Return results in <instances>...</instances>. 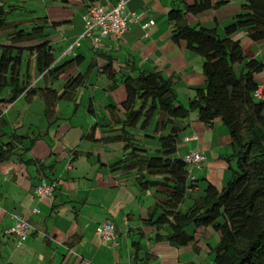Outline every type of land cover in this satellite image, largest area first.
<instances>
[{"label":"crops","instance_id":"crops-1","mask_svg":"<svg viewBox=\"0 0 264 264\" xmlns=\"http://www.w3.org/2000/svg\"><path fill=\"white\" fill-rule=\"evenodd\" d=\"M116 1L96 0V3L110 7ZM173 1L176 4L174 6H182V0H129V11L135 12L139 18H131L129 30L120 39L114 36L105 38L98 53L112 56L114 68L118 72L121 70L120 65L123 68L120 73L134 68L140 71H161L164 76L173 80L181 102L188 105L194 91L206 86L203 58L173 40L169 21ZM193 1L186 0L188 3ZM212 1L214 7L207 12L188 13L186 23L217 28L223 34L224 28L239 12L247 11L243 8L246 3L244 0ZM24 2L26 1L10 5H21L26 10ZM49 2L59 5L58 0ZM1 4L7 6L5 3ZM89 4L88 0H68L64 6L54 7L68 8L69 13L64 17L49 14L44 16L41 12L29 10L35 11L36 15L29 21L27 19L30 25L21 24L26 26L24 28H31L33 24L45 27V35L53 47L56 62L62 63L81 55L84 62L74 67L75 73L85 72L91 61L95 63V68L86 85L77 91V98L79 95L80 100L61 99L48 107L43 99L36 97L29 100L21 96L6 108V124L1 126L6 135L0 137V143L11 140V133L26 137L19 144V149H25L34 139L35 141L22 156L24 161H21L19 155H14L0 163L2 263L135 264L137 250L142 259L151 253L149 264H188L190 261L204 264L205 259L213 264L215 262L205 245L208 243L215 246L219 242V234L211 227L195 229L190 226L188 231L195 235L197 243L193 241L188 246L178 248L165 239L157 240V233L166 234L168 227L158 230L157 227L144 225L143 221L149 217L156 204L164 200V190L155 187L142 189L136 181L134 171L125 173L112 168L123 155V144L105 145L88 136L97 123L103 125L101 130H97V134L107 136L106 126L111 120L107 106L118 104L123 94L121 89L110 90L111 81L101 71L100 67L106 64L107 59L96 55L88 40L81 39L77 43L85 30L84 17ZM75 8L80 9L77 11ZM150 20L155 24L147 31L142 22ZM55 22L60 25L55 26ZM231 37L241 41L246 60L255 58L264 62V40H251L244 29L238 30ZM35 63L33 71L38 75ZM242 67V63L235 65L237 72ZM23 69H27L25 63ZM258 82L262 90L261 100L264 101V71L258 75ZM33 84L44 85L39 82ZM56 84L57 82L53 86L56 87ZM84 99L86 104H83ZM64 101L68 102L67 106H71L68 112H64L61 107ZM46 108L49 109L48 116ZM13 110L16 111L12 115ZM81 111L90 124H83L82 130L76 133L73 119ZM70 113L72 115L69 118ZM192 113L191 118L176 121L184 128L181 135L186 142L179 145L178 156L186 157L190 150L196 149L205 154L208 162L219 155L224 157L231 151L233 153L229 130L224 129L225 125L220 121L205 125L198 117L193 118ZM154 129L155 122L144 130H133L135 137L153 153L160 147L156 141L159 135L154 133ZM189 137L193 140H186ZM72 139H75L74 146L70 145ZM28 159L32 161L26 162ZM192 175L198 180L207 178L220 188L231 178L225 164L217 168L196 164ZM42 178L56 182L57 189L52 196H36L34 189ZM154 178L159 179L161 176ZM199 183L200 191L188 195L180 208L182 211H187L194 199L203 195L205 184ZM100 207L103 212H100ZM12 215H23L33 226L29 238L22 244L7 233L13 224ZM109 219L117 225L120 241L118 247L103 243L96 233L97 227Z\"/></svg>","mask_w":264,"mask_h":264},{"label":"trees","instance_id":"trees-1","mask_svg":"<svg viewBox=\"0 0 264 264\" xmlns=\"http://www.w3.org/2000/svg\"><path fill=\"white\" fill-rule=\"evenodd\" d=\"M88 1L89 5L96 3V0ZM244 1L243 8L247 11L239 12L224 28L223 35L217 28L191 25L185 21L188 13L199 14L213 8L212 0H194L192 3L182 0L181 7L172 2L169 21L173 40L203 58L206 86L194 91L188 105L181 102L173 80L161 71L134 68L120 73L123 68L120 65L119 72L114 68L112 56L98 53L102 46L99 49L92 47L96 55L107 59L100 68L111 81L110 90L121 89L123 94L118 104L107 106L111 114L105 131L107 136L97 134V130L103 128L97 123L89 138L105 145L123 144V155L112 168L125 173L134 171L142 189L155 187L164 190V200L157 203L143 221L144 225L158 230L168 227L166 234L158 232L155 238L165 239L180 248L193 241L197 243L195 235L188 231L190 226L195 229L211 227L220 239L215 246L207 243L205 248L214 255L215 264H264V101L254 95L260 85L258 75L264 71V62L255 58L246 60L241 41L231 37L244 29L251 40H264V0ZM19 8L22 6L0 4V137L6 135L1 127L6 124V108L19 97L25 96L29 100L38 97L48 107L61 99L75 100L78 89L86 85L95 68L91 61L85 72L75 73L74 67L84 62L81 55L62 63L56 62L43 25L24 28L22 20H9V14ZM7 30H12L9 37L4 35ZM32 56L35 57L36 71L45 83L43 86L31 87L29 71L23 69V64ZM239 63L243 67L237 72L235 65ZM64 75L65 85L60 91L53 85ZM7 87L10 91L6 96L4 90ZM196 109L201 123L212 125L220 121L228 128L233 153L227 159L236 160L237 168H232L231 178L221 188L206 180L203 195L195 198L187 211H182L180 208L188 195L200 191L201 180L192 178L186 158L177 155L184 128L176 121L189 118ZM48 114L46 108V116ZM154 122L160 147L153 153L135 137L133 130H144ZM9 137L11 140L0 143V163L14 155H19L22 161V156L35 141L25 149H19L26 137L16 133ZM155 176L161 178L155 179ZM108 221L115 225L120 246L117 225L111 219L105 222ZM150 255L148 253L142 259L135 250V264H149ZM188 264L200 263L190 261Z\"/></svg>","mask_w":264,"mask_h":264},{"label":"built area","instance_id":"built-area-1","mask_svg":"<svg viewBox=\"0 0 264 264\" xmlns=\"http://www.w3.org/2000/svg\"><path fill=\"white\" fill-rule=\"evenodd\" d=\"M129 0H117L110 7L101 3H95L88 6L86 11L85 30L77 43L81 39H86L90 42L93 48L99 49L103 45V40L109 35H114L118 38L122 37L128 30L132 17L139 18L135 12H131L128 9ZM155 22L153 20L143 21L142 25L144 29H148L153 26ZM255 97L261 98L262 90L259 86L255 91ZM186 140H193L189 137ZM186 161L191 167V174L193 166L199 164L206 159L205 154L199 152L196 149L190 151L186 157ZM192 178H196L192 175ZM57 189L55 182H50L45 178H42L40 182L35 186V194L39 198L52 196ZM35 211H38L35 209ZM13 224L8 229L7 233L11 235L16 241L22 244L27 240L33 230L32 224L23 215H12ZM97 235L105 244H110L114 247L118 246L117 234L115 225L113 222L108 221L98 226L96 230Z\"/></svg>","mask_w":264,"mask_h":264},{"label":"rangeland","instance_id":"rangeland-1","mask_svg":"<svg viewBox=\"0 0 264 264\" xmlns=\"http://www.w3.org/2000/svg\"><path fill=\"white\" fill-rule=\"evenodd\" d=\"M26 2H24V5H26V7H27V9L25 10V9H23V7L22 8H19L18 10H16L15 12H13V13H11V14H9V20L10 21H13V20H22L23 21V23L25 24V25H30V24H28V21H29V19H31V18H33V16L34 15H36L35 14V11H32V12H29V10H36L37 11V13H40V14H43L44 16L45 15H52V16H55V15H58L59 17H64V16H67L68 15V13H69V10H68V8H54V7H57V6H64L66 3L65 2H61L60 0H59V2H57V4H59V5H55V4H53V2H49L50 0H48V1H43V0H25ZM1 3H5L7 6L8 5H10V4H23V0H0V4ZM52 4V5H51ZM64 4V5H63ZM6 6V7H7ZM47 6H49V7H47ZM80 8H75L74 10H79ZM41 10V11H40ZM77 11H75L76 13H78ZM208 11V10H207ZM207 11H204V12H207ZM201 13H203V12H201ZM27 19H28V21H27ZM24 27H26V26H24ZM11 31L12 30H7V31H5L4 32V35H8L7 37H9L10 36V33H11ZM223 35V34H222ZM34 59L35 58H33V56L31 57V59H28V63H25V65H26V70H28L29 71V74H30V79H31V87H35V86H38V84H33V83H43V84H45L44 82H42V77L41 76H38L37 74H35L34 73V71H33V68H34ZM87 65H85V67H86ZM67 74V73H66ZM65 74V75H66ZM63 76L62 78H60V80L57 82V84L55 85L56 86V88L58 89V90H60V88H63V86L65 85V78H66V76ZM101 82H103V81H101ZM47 85H49V83H46ZM43 86V85H42ZM9 91H10V89H9V87H7L5 90H4V95H8L9 94ZM62 91V90H61ZM78 99L80 100V97H79V95H78ZM67 101H64L63 102V104H61V107L63 108V110H64V112L66 111V112H68V110L71 108V106H67ZM86 104V99H84V101H83V104ZM14 111H16V110H13V111H11L12 112V115H13V113H14ZM193 112V113H192ZM191 113H192V116H193V118L194 117H198V110L196 109V110H194V111H192ZM10 115V114H9ZM71 115H72V113H70V115H69V118L71 117ZM190 118H191V114H190ZM73 124H75V132L76 133H78V132H80L81 130H82V127H83V124H85L86 126H88L90 123L87 121V118H86V116L83 114V112L81 111L80 113H78L75 117H74V119H73ZM224 127V129H227V127L226 126H223ZM225 131V130H224ZM183 135H181V137H180V139H179V145H182V142L183 143H185L186 144V142L183 140V137H182ZM70 140V139H69ZM156 141H158V138L156 139ZM75 142V139H72L71 140V142H70V145H72V146H74V143ZM88 143H90V142H88ZM158 143H159V141H158ZM160 144V143H159ZM159 144H157V145H159ZM188 149V148H187ZM216 150V149H215ZM154 151V150H153ZM191 151V150H190ZM231 154H232V151L230 152V156H231ZM229 155H224V157H222L221 155H219L218 157H215V158H212V160H210V161H206V159H204L200 164L202 165V166H210V167H212V166H214V167H219V165H222V164H225L226 166H227V170L230 172V174L232 175V168H234V169H236L237 168V162H236V160H234V159H232V161H229L228 159H227V156L228 157H230ZM205 161H206V163H210L209 165L208 164H206L205 163ZM218 164V165H217ZM206 180H207V178H204V180H201L200 182L202 183V184H206L205 182H206ZM97 213H99L98 211H96ZM100 212H103L102 210H101V207H100ZM209 235H208V233L206 234V237H208ZM103 242V241H102ZM216 242V241H215ZM214 241H212V243H215ZM110 245V244H109ZM204 258V257H203ZM211 258H212V261L214 260V255L213 256H211ZM2 258H0V260H1ZM16 262V261H15ZM25 264V263H24ZM204 264H210V261L208 260V259H205V261H204ZM213 264H215V263H213Z\"/></svg>","mask_w":264,"mask_h":264}]
</instances>
